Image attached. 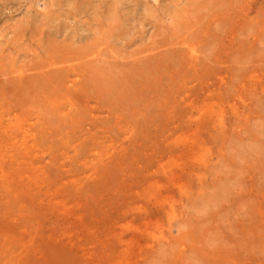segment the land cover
<instances>
[{
	"label": "rangeland",
	"instance_id": "1",
	"mask_svg": "<svg viewBox=\"0 0 264 264\" xmlns=\"http://www.w3.org/2000/svg\"><path fill=\"white\" fill-rule=\"evenodd\" d=\"M115 2L0 0V264H264V0Z\"/></svg>",
	"mask_w": 264,
	"mask_h": 264
},
{
	"label": "bare ground",
	"instance_id": "2",
	"mask_svg": "<svg viewBox=\"0 0 264 264\" xmlns=\"http://www.w3.org/2000/svg\"><path fill=\"white\" fill-rule=\"evenodd\" d=\"M115 1H116V2H115V6H114V3H113V5H112V6L114 7L112 11H114V9L117 8L116 5H117V4L119 5V3H120L121 0H115ZM135 1H136V0H135ZM137 2H138V0H137ZM122 3H123V2H122ZM122 3H121L120 5H122ZM124 3H125V2H124ZM111 4H112V3H111ZM118 5H117V6H118ZM120 5H119V6H120ZM122 6H123V5H122ZM124 6H125V5H124ZM115 7H116V8H115ZM114 13H115V12H114ZM111 15H112V17H113V14H111ZM115 15H116V13H115ZM115 15H114V16H115ZM217 30H218V29H217ZM173 57H174V56H173ZM56 63H57V62H56ZM57 64H58V63H57ZM51 68H52V67H51ZM37 75L39 76L40 74H36V77H35L34 74H33V76H34L36 79H37V77H38ZM43 75H44V74H42V75H40V76H43ZM58 75H59V74H58ZM146 75H147V74H146ZM31 77H32V76H31ZM52 77H53V76H52ZM45 79H47V78H45V77L43 78V77H42V80H41V81H44V82H45ZM34 80H35V79H34ZM37 80H38V79H37ZM37 80H36V81H37ZM54 80H55V79H54ZM116 80H118V79H116ZM36 81H34V82L36 83V85H38L39 82H38V84H37ZM39 81H40V80H39ZM46 81H47V80H46ZM55 81H56V80H55ZM119 81H120V80H119ZM124 81H125V79H124ZM48 82H49V84H50V81H49V80H48ZM57 82H58V81H57ZM31 83H32V82H31ZM41 83H43V82H41ZM46 83H47V82H46ZM119 83H120V82H119ZM10 84H11V83H10ZM49 84H48V85H49ZM109 84H110V83H109ZM122 84H123V83H122ZM40 85H42V84H40ZM43 85H45V84H43ZM33 86H35L34 83H33ZM38 86H39V85H38ZM38 86H36V87H38ZM45 86H46V85H45ZM58 86H59V85H58ZM115 86H116V85H115ZM40 87L42 88V87H44V86H40ZM40 87H39V88H40ZM49 87L51 88V85H49L48 88H49ZM53 87H54V86H53ZM120 87H121V86H120ZM45 88H47V87H45ZM107 88H108V87H107ZM34 89H36V88L34 87ZM113 89H115V88H113ZM116 89H117V88H116ZM37 90H38V88H37ZM37 90H36V91H37ZM43 90H44V88H43ZM46 90L49 91V89H46ZM46 90H45V91H46ZM36 91H34V92H36ZM38 91H39V90H38ZM38 91H37V92H38ZM115 91H116V90H115ZM34 92H33V93H34ZM37 92H36V93H37ZM109 92H110V91H109ZM113 92H114V91H113ZM113 92H112V93H113ZM116 92H117V91H116ZM122 92H123V91H122ZM36 93H35V94H36ZM112 93H111V94H112ZM35 94H33V95H35ZM116 96H117V95H116ZM128 101H129V100H128ZM137 104H138V103H137ZM143 104H144V103H143ZM206 208H207V207H206Z\"/></svg>",
	"mask_w": 264,
	"mask_h": 264
}]
</instances>
